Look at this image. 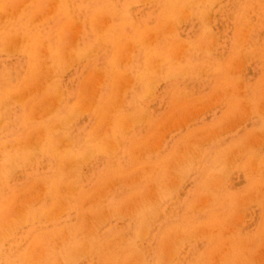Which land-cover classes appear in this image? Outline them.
<instances>
[{
	"label": "rangeland",
	"instance_id": "374dc122",
	"mask_svg": "<svg viewBox=\"0 0 264 264\" xmlns=\"http://www.w3.org/2000/svg\"><path fill=\"white\" fill-rule=\"evenodd\" d=\"M0 264H264V0H0Z\"/></svg>",
	"mask_w": 264,
	"mask_h": 264
}]
</instances>
